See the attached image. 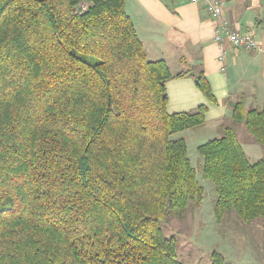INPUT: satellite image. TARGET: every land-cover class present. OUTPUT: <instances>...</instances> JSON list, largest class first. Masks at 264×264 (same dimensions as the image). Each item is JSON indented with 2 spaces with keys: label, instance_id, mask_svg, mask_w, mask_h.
<instances>
[{
  "label": "trees",
  "instance_id": "1",
  "mask_svg": "<svg viewBox=\"0 0 264 264\" xmlns=\"http://www.w3.org/2000/svg\"><path fill=\"white\" fill-rule=\"evenodd\" d=\"M125 5L0 0V264H184L163 225L205 191L173 137L207 108L167 112L166 83L184 74L148 60ZM232 110L264 146V109ZM197 151L216 219L235 212L264 229V158L251 163L232 128Z\"/></svg>",
  "mask_w": 264,
  "mask_h": 264
},
{
  "label": "crops",
  "instance_id": "2",
  "mask_svg": "<svg viewBox=\"0 0 264 264\" xmlns=\"http://www.w3.org/2000/svg\"><path fill=\"white\" fill-rule=\"evenodd\" d=\"M221 1L228 26L233 31L251 33L263 51L240 50L228 40L223 45L216 43V23L204 2L126 0L125 5L148 60L165 61L173 75L184 74L166 83L167 112L195 113L205 106V123L196 129L211 126L216 138L231 127L220 125L227 118L232 120L233 104L243 101L246 109H264V0ZM201 73L212 89L215 103L196 85L195 77Z\"/></svg>",
  "mask_w": 264,
  "mask_h": 264
},
{
  "label": "rangeland",
  "instance_id": "3",
  "mask_svg": "<svg viewBox=\"0 0 264 264\" xmlns=\"http://www.w3.org/2000/svg\"><path fill=\"white\" fill-rule=\"evenodd\" d=\"M87 8L88 5L84 3L80 6V10L86 11ZM220 126L234 129L251 163L264 158V146L254 140L243 124H235L227 118ZM216 135L214 128L208 126L205 130L194 128L173 137L186 140L188 157L197 170V179L204 188L205 196L200 208L190 209L184 220L175 219L170 224H164L163 229L168 237L177 240L178 256L184 264H212L214 252L225 258V264H264L262 220L246 223L235 212L226 213L221 222L215 217V187L203 178V160L197 148L218 137Z\"/></svg>",
  "mask_w": 264,
  "mask_h": 264
},
{
  "label": "built area",
  "instance_id": "4",
  "mask_svg": "<svg viewBox=\"0 0 264 264\" xmlns=\"http://www.w3.org/2000/svg\"><path fill=\"white\" fill-rule=\"evenodd\" d=\"M192 3L204 2L211 19L216 23L214 41L223 45L228 40L235 48L247 52L263 51L261 44L249 32L233 31L224 19V3L221 0H190ZM85 11V10H81Z\"/></svg>",
  "mask_w": 264,
  "mask_h": 264
}]
</instances>
